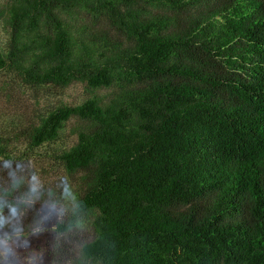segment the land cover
Listing matches in <instances>:
<instances>
[{
  "label": "trees",
  "instance_id": "16d2710c",
  "mask_svg": "<svg viewBox=\"0 0 264 264\" xmlns=\"http://www.w3.org/2000/svg\"><path fill=\"white\" fill-rule=\"evenodd\" d=\"M92 1L121 40L74 36L64 15ZM201 1L9 0L0 10L11 45L2 75L49 93L75 81L116 87L34 120L0 114V163L17 171L80 120L58 155L76 184L54 232L85 224L93 236L67 264H264V0ZM20 178L0 184V220L21 205Z\"/></svg>",
  "mask_w": 264,
  "mask_h": 264
},
{
  "label": "rangeland",
  "instance_id": "374dc122",
  "mask_svg": "<svg viewBox=\"0 0 264 264\" xmlns=\"http://www.w3.org/2000/svg\"><path fill=\"white\" fill-rule=\"evenodd\" d=\"M9 0H0V10L5 9ZM210 1L198 2L199 8H206ZM93 6H96L93 8ZM152 10H165L154 5ZM64 17L71 24L69 29L75 37L83 38L87 32H106L109 37H117L118 32L104 8H99L95 1L88 5H77ZM10 28L0 13V54L9 51ZM19 46L26 42L25 34L19 37ZM11 46V45H10ZM116 87H97L89 89L83 82L70 83L64 90L49 93L22 85L11 76L0 73V114L3 120L23 122L34 120L59 103L78 104L96 96L106 101ZM80 120L71 117L64 122L54 141L44 142L30 152L19 171L13 166L0 163V184L13 183L21 179L25 184L17 189V200L21 205L4 213L0 220V264H67L68 255L93 236L91 227L78 224L62 235H56L54 224L62 220L71 207L76 180L64 173L58 155L75 140V131ZM5 182H2V180ZM44 198V201L43 199ZM9 223V229L5 228ZM30 229L25 230V227ZM19 228L17 232H14ZM54 258V259H51ZM56 259L58 260L56 263ZM53 260V263H52ZM55 261V263H54Z\"/></svg>",
  "mask_w": 264,
  "mask_h": 264
}]
</instances>
